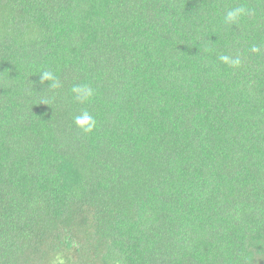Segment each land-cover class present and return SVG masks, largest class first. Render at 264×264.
<instances>
[{"label":"trees","instance_id":"trees-1","mask_svg":"<svg viewBox=\"0 0 264 264\" xmlns=\"http://www.w3.org/2000/svg\"><path fill=\"white\" fill-rule=\"evenodd\" d=\"M57 257L264 264V0H0V264Z\"/></svg>","mask_w":264,"mask_h":264},{"label":"clouds","instance_id":"clouds-1","mask_svg":"<svg viewBox=\"0 0 264 264\" xmlns=\"http://www.w3.org/2000/svg\"><path fill=\"white\" fill-rule=\"evenodd\" d=\"M248 14V9L243 6L233 7L226 11L224 15V23L226 25H236L241 17ZM259 47L252 46V52H259ZM219 60L222 63L230 64L233 66H239L241 64V60L239 57L232 58L229 55H221L219 56ZM40 74V83H44L45 81H49V86L53 89L61 87V83L55 72L52 70H42L39 72ZM74 98L80 102L84 103L86 101L91 100L95 96V89L88 84H78L74 85L71 89ZM43 103H47L46 100L42 101ZM74 122L77 127L82 129L85 133H90L94 130L97 125L96 118L91 115L87 110H83L80 114L74 117ZM57 260L60 261V264H63L62 258L57 257Z\"/></svg>","mask_w":264,"mask_h":264}]
</instances>
